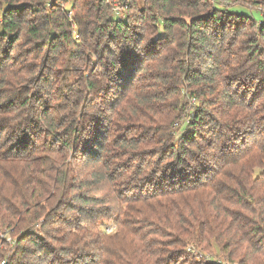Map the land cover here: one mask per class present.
<instances>
[{"label": "trees", "instance_id": "trees-1", "mask_svg": "<svg viewBox=\"0 0 264 264\" xmlns=\"http://www.w3.org/2000/svg\"><path fill=\"white\" fill-rule=\"evenodd\" d=\"M118 1L0 0L4 264H264V0Z\"/></svg>", "mask_w": 264, "mask_h": 264}, {"label": "rangeland", "instance_id": "rangeland-1", "mask_svg": "<svg viewBox=\"0 0 264 264\" xmlns=\"http://www.w3.org/2000/svg\"><path fill=\"white\" fill-rule=\"evenodd\" d=\"M106 2H108L109 5H111L112 8V12L114 13L115 16L117 17H121L122 16V9H121V4L119 3L118 0H106ZM69 6L68 5L66 8L68 9L67 11V18L70 20V22H72L73 24V28H72V35L75 41L79 42L80 41V37L79 34L77 33L76 29H75V21L73 19V12L71 10H69ZM248 6V7H245ZM234 9L238 12H246V13H250L252 12L253 15L256 14V10H258V8H253L254 10H250L251 7L248 4H243V6H235ZM120 90V91H119ZM121 89H118L117 91H115L114 97L120 95ZM119 99V98H118ZM191 102L194 103V100H192ZM112 103H115V100L112 101ZM178 126H179V122L177 124H175L173 126V131L174 134L177 136L178 133ZM79 171H83V173L81 174V176L84 177V179H87V181L91 180V175L89 176L88 174V168L87 169H81L80 167L77 168V172ZM105 185L108 186V184L105 183H95L92 186H90V189H92V192L94 194H98L100 196H105V194H109L107 193L109 191V186L106 188H103ZM116 218L115 215H112L109 219H105V221H103V225L105 226L104 229L105 231H112V229L114 228L115 230V224L114 223H110L111 220H114ZM12 231V230H11ZM15 239L13 233H11L6 227L2 228L0 230V264H2V261H6V257L8 256L9 252H10V244L13 242V240ZM187 251L191 252L194 259L195 260H201L206 259L207 260V255L205 254H201L199 253V251L197 249H190L187 248ZM209 254V253H208ZM213 260L216 261H220V262H224L222 258L219 257H215L212 256Z\"/></svg>", "mask_w": 264, "mask_h": 264}, {"label": "built area", "instance_id": "built-area-1", "mask_svg": "<svg viewBox=\"0 0 264 264\" xmlns=\"http://www.w3.org/2000/svg\"><path fill=\"white\" fill-rule=\"evenodd\" d=\"M205 254V253H204ZM206 255H207V259H212V256L210 255V254H208V253H206ZM218 262H220V261H218ZM5 262L4 261H2V264H4Z\"/></svg>", "mask_w": 264, "mask_h": 264}]
</instances>
